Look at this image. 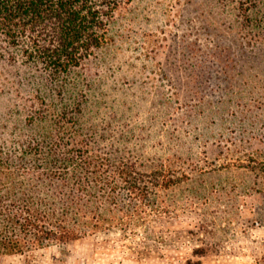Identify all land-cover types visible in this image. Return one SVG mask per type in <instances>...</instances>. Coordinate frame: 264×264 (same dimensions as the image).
<instances>
[{"label":"rangeland","instance_id":"1","mask_svg":"<svg viewBox=\"0 0 264 264\" xmlns=\"http://www.w3.org/2000/svg\"><path fill=\"white\" fill-rule=\"evenodd\" d=\"M107 28L57 78L0 39V162L22 181L63 136L104 177L133 166L152 204L131 231L27 244L0 264H264V0H119ZM157 172L167 186H151ZM88 179L77 202L107 209ZM71 183L50 189L71 199Z\"/></svg>","mask_w":264,"mask_h":264},{"label":"trees","instance_id":"2","mask_svg":"<svg viewBox=\"0 0 264 264\" xmlns=\"http://www.w3.org/2000/svg\"><path fill=\"white\" fill-rule=\"evenodd\" d=\"M118 4L119 0H0V39L16 49L24 63L39 65L47 75L57 78L108 43V22ZM58 129L67 134L66 128ZM61 139L63 136H58L42 161L33 165L36 173L22 181L0 162L6 170L0 171V255L19 252L30 244L68 243L110 228L131 231L138 207L152 204L148 180L133 166H118L114 177H104L96 160L79 158L76 164L79 150ZM149 176L151 186L164 181L168 185L169 180L158 172ZM87 178L91 185L105 188L98 191L95 202L106 204L107 209L99 210L96 205V209L87 210L77 202L76 198L87 191ZM54 182L61 187L72 182L78 185V194L69 199L68 192L62 193L55 186L50 189Z\"/></svg>","mask_w":264,"mask_h":264}]
</instances>
